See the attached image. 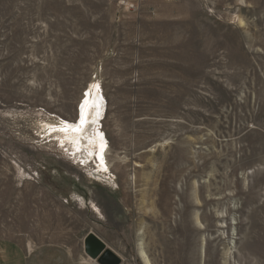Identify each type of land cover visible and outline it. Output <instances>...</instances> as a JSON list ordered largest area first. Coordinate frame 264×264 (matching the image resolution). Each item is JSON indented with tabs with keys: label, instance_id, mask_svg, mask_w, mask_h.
<instances>
[{
	"label": "rangeland",
	"instance_id": "rangeland-1",
	"mask_svg": "<svg viewBox=\"0 0 264 264\" xmlns=\"http://www.w3.org/2000/svg\"><path fill=\"white\" fill-rule=\"evenodd\" d=\"M140 229L151 264H264V0H0V240L145 264Z\"/></svg>",
	"mask_w": 264,
	"mask_h": 264
},
{
	"label": "bare ground",
	"instance_id": "bare-ground-1",
	"mask_svg": "<svg viewBox=\"0 0 264 264\" xmlns=\"http://www.w3.org/2000/svg\"><path fill=\"white\" fill-rule=\"evenodd\" d=\"M103 103V102H102ZM94 105H96L97 107H98V115L101 113V111H102V109H101V106H102V104H101V102H100V99H95L94 100ZM87 106H88V104L85 102L84 103V108L82 107V109H81V121H82V123H84L85 121H86V119H87V117H86V109H87ZM78 136H80V135H78ZM77 139V138H76ZM95 143H96V145L95 146H90V150L92 151V150H95V148H96V153H97V158H98V160H99V162H101V164L102 165H100V167H102V168H106L107 167V165L104 163L105 162V158H104V151L106 150V142H105V139H104V137H103V135H102V132L101 131H99V133L97 134V138L95 139ZM133 178H134V176H133ZM196 216V215H195ZM199 216V215H198ZM198 216H196V219H197V223L198 224H200V229L201 230H203L204 229V227L201 225V222H200V218L198 217ZM254 225V224H253ZM138 234H140L139 235V240H138V252H139V255L142 257V260L144 261V263L145 264H151V262H150V258L148 257V254H147V252L145 251V248H144V246H143V238H142V235H141V229L139 230V233ZM203 241L204 240H206L205 238H203L202 239ZM250 246H252V244L250 245ZM248 247L247 248V258L249 259V261L251 262V264H255V262H254V260H255V258H256V256L258 255V251H256V249L253 247ZM196 247V246H195ZM232 247H235V242L234 241H232ZM194 249V248H193ZM205 249L203 248L202 249V252L204 253L205 252V257L207 258L208 256H209V253H208V251H207V249L204 251ZM194 251V250H193ZM201 252V253H202ZM229 252V251H228ZM232 252V251H231ZM237 252H238V250H237ZM202 253V254H203ZM228 254V253H227ZM236 254V253H235ZM235 254H234V256H235ZM233 256V257H234ZM196 257H199L198 256V254H194L191 258H190V264H197V262L199 261L198 260V258H196ZM209 258V257H208ZM207 258V260H209L210 258H211V256H210V258L208 259ZM206 260V261H207ZM212 259H210V261H211ZM200 262H201V260H200ZM235 264H236V259H235V262H234Z\"/></svg>",
	"mask_w": 264,
	"mask_h": 264
},
{
	"label": "water",
	"instance_id": "water-1",
	"mask_svg": "<svg viewBox=\"0 0 264 264\" xmlns=\"http://www.w3.org/2000/svg\"><path fill=\"white\" fill-rule=\"evenodd\" d=\"M85 250L99 264L121 263V257L110 248H107L106 244L93 233L88 234L85 239Z\"/></svg>",
	"mask_w": 264,
	"mask_h": 264
},
{
	"label": "crops",
	"instance_id": "crops-1",
	"mask_svg": "<svg viewBox=\"0 0 264 264\" xmlns=\"http://www.w3.org/2000/svg\"><path fill=\"white\" fill-rule=\"evenodd\" d=\"M0 264H30L29 255L13 240H0Z\"/></svg>",
	"mask_w": 264,
	"mask_h": 264
}]
</instances>
